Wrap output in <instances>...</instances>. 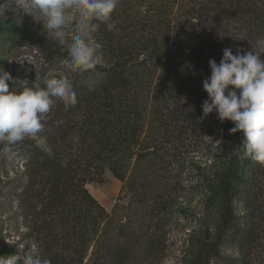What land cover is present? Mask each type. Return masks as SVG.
<instances>
[{"label": "rangeland", "instance_id": "rangeland-1", "mask_svg": "<svg viewBox=\"0 0 264 264\" xmlns=\"http://www.w3.org/2000/svg\"><path fill=\"white\" fill-rule=\"evenodd\" d=\"M6 15L0 16V67L13 77L8 81L9 90H20L25 80L44 87L46 77L59 75L72 79L75 91L91 88L108 67L102 46L93 33L95 43L100 45L96 69L64 72L61 61L68 57L67 45H59L43 29L42 22L30 14L13 9ZM72 23L74 26L75 17ZM9 27L40 36L54 55L49 58L47 50L41 47L9 39L6 32ZM139 37L136 34L132 39L137 41ZM123 39L128 40L124 36ZM163 56L158 60L149 56L142 64L131 61L126 69L131 82L129 96L138 103L140 145L143 143L145 148L141 155L133 153L136 147L122 150L125 158L121 178L104 164L101 173L86 181V189L108 216L103 232L88 242L81 264H236L240 259L239 236L248 222L246 214L250 209L245 196L252 192L254 160L242 158V142L229 131L233 122H221L213 112L200 125L190 126L181 120L179 113L172 112V108L189 105L193 89L192 83L185 80V66L179 62L176 51ZM55 115L51 111L49 117ZM45 132L46 127L41 133L40 147L45 146ZM32 146H38L37 142L26 139L14 146L11 154H6L0 145L2 256L17 254L16 246L20 243L26 244L25 250L35 244L20 200L26 183L25 163ZM232 163L238 166L237 182L242 193L233 200L231 221L222 227L221 204L217 198H208L209 187L220 171ZM164 200H168L165 211L156 214V204L161 206ZM258 223L252 264H264V213L258 215ZM151 233L159 238L156 258L150 255L148 247Z\"/></svg>", "mask_w": 264, "mask_h": 264}, {"label": "trees", "instance_id": "trees-1", "mask_svg": "<svg viewBox=\"0 0 264 264\" xmlns=\"http://www.w3.org/2000/svg\"><path fill=\"white\" fill-rule=\"evenodd\" d=\"M112 18L115 29L109 31L101 24L95 32L108 67L93 87L76 90L75 105H53L56 115L45 123V146L28 150L26 183L20 194L23 216L39 256L52 264H81L91 237L103 232L108 212L86 189V181L101 173L104 164L121 178L123 151L136 147L133 153L141 155L145 148L139 139L138 103L129 96L126 69L130 62L142 64L149 56L158 60L176 51L193 92L188 106L180 105L172 112L179 113L187 125H200L202 104L208 98L203 81L211 75L209 60L219 63L226 47L233 54L237 49L251 50L264 34V0H119ZM6 32L9 39L41 47L49 58L54 55L36 34L17 27ZM136 34H140L137 41L132 39ZM233 134L242 142V131ZM252 167V192L245 196L250 210L248 222L240 229L236 264H252L258 215L264 213V164L254 161ZM239 175L232 163L209 187L208 198H217L221 204L222 227L231 221L233 200L242 193ZM167 203L156 204V214H162ZM158 240L150 234L148 247L154 258L160 251Z\"/></svg>", "mask_w": 264, "mask_h": 264}, {"label": "clouds", "instance_id": "clouds-1", "mask_svg": "<svg viewBox=\"0 0 264 264\" xmlns=\"http://www.w3.org/2000/svg\"><path fill=\"white\" fill-rule=\"evenodd\" d=\"M119 0H0V16L19 9L39 20L43 29L61 46L67 45L68 57L61 61L64 72L94 71L100 63L99 48L93 33L104 24L116 28L113 20ZM76 23L73 26L72 18ZM70 38V43H69ZM252 45V44H251ZM264 34L258 36L251 50L223 49L219 63L209 60L211 75L204 79L208 98L202 104V117L215 112L221 122L229 120L230 133L242 131L243 157L264 164ZM13 77L0 67V145L6 154L14 146L31 139L41 141L45 123L56 102L77 103L73 80L66 75L45 78L44 87L23 81L20 90H9ZM20 243L17 254L2 256L0 264H52L42 259L35 244Z\"/></svg>", "mask_w": 264, "mask_h": 264}]
</instances>
